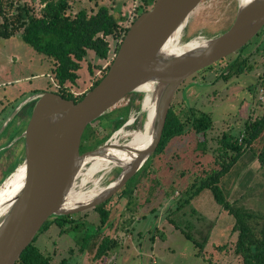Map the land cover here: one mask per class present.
<instances>
[{
  "label": "rangeland",
  "instance_id": "1",
  "mask_svg": "<svg viewBox=\"0 0 264 264\" xmlns=\"http://www.w3.org/2000/svg\"><path fill=\"white\" fill-rule=\"evenodd\" d=\"M239 3V0H202L183 31L182 41L189 42L197 37L212 38L225 33L234 22ZM97 4L106 5L113 13L133 19L137 14L135 9L143 4V0H76L73 3L74 12L80 9L95 11ZM261 33L262 30L243 50L244 57L250 58V62L255 64L252 71L240 78L225 80L222 78L223 69L227 65L225 60L211 70L187 79L174 97L173 102L185 101L197 113H211L216 120L214 129L206 135L207 153L196 148L199 139L195 133L176 138L166 148V152L150 160V164L129 181L126 190L130 187L134 190L130 199L132 205H127V198L119 197L120 192L111 201L108 200L110 202L107 208L113 210V223L102 229L101 236H109L118 241L108 256L94 258L89 250H81L75 232L69 231L61 235L60 228L52 224L39 236L35 245L47 256H51L54 264L63 259H68L71 264H210L196 255L194 244L176 226L182 227L200 241L208 234L210 238L206 250L212 253L213 258H218L214 263L229 264L237 234L230 233L231 221L226 222V214L220 211L209 192L194 197L179 212L177 209L181 204L179 199L184 202L191 195L190 190L186 196L185 192L203 169L207 168L203 166L217 168L213 162L217 142L213 138L217 139L224 131L237 133L244 128L250 115L255 118L264 111V54H252L256 47L260 46L263 50L264 45L260 41L264 39V32L262 36ZM113 50L114 43L111 58L114 57ZM96 64L105 67L108 62L98 60L90 52L79 71L77 84L72 86L76 96H81L90 89L95 78L90 72V66ZM95 73L99 75L100 71L96 70ZM255 85L257 90L253 92L251 89ZM54 89L52 65L47 58L38 54L20 36L0 38V131L8 122L10 123L6 129L11 131V134L5 133L0 140V180L7 168H16L23 161V139L22 144L17 146L12 139L26 128L27 123H17L20 111L15 113L16 109L32 95ZM252 95L255 98L257 96L258 100L251 101ZM131 102L132 99L126 96L116 108L131 105ZM136 103L140 105V109H131L126 123L120 129L112 131L107 139L113 128L111 120L119 114L115 111L116 108L88 126L82 136L83 149L80 146V153L86 154L106 142L113 143L118 139L120 144H125L131 139L125 136L126 133L142 131L147 120L142 111L144 96ZM131 120L134 122L131 123ZM119 130L124 133L116 137ZM7 148L13 150L9 157ZM90 167L89 164L85 165L81 174H85ZM188 169L190 170L187 172ZM236 169L240 171V175L233 172L224 181V187L231 193L232 200L240 198L241 203L247 207L264 212V172L260 171V164L252 155H247ZM116 170L119 171L111 169L99 172L94 180L99 181V187L104 188L117 178H114L116 175L111 178V171ZM150 170L153 172H149ZM82 179L83 176L77 178V188ZM171 183L175 186L172 187ZM93 187V183L85 186L86 189ZM78 217L84 223L87 235L101 224L99 215L93 209L81 212ZM170 221L175 222L176 226ZM82 234L84 232L79 235ZM215 244L225 245V250H215ZM207 259L209 260V254Z\"/></svg>",
  "mask_w": 264,
  "mask_h": 264
},
{
  "label": "water",
  "instance_id": "2",
  "mask_svg": "<svg viewBox=\"0 0 264 264\" xmlns=\"http://www.w3.org/2000/svg\"><path fill=\"white\" fill-rule=\"evenodd\" d=\"M201 2L155 0L130 26L105 77L80 102L45 91L19 105L15 113L35 101L20 136L23 161L0 184V264H16L47 220L94 209L120 192L156 152L180 86L239 52L264 28V0L239 1L234 22L225 33L184 43L183 31ZM179 33L181 46L187 47L171 53L168 44ZM148 91L154 110L149 120L150 140L144 149L127 144L113 148V143L106 142L80 153L89 125L114 110L126 96L141 94L145 99ZM115 151L123 157L115 156ZM98 160H108L112 169H119L118 177L94 199L68 207L69 193L81 169ZM21 167L25 170L22 177Z\"/></svg>",
  "mask_w": 264,
  "mask_h": 264
},
{
  "label": "trees",
  "instance_id": "3",
  "mask_svg": "<svg viewBox=\"0 0 264 264\" xmlns=\"http://www.w3.org/2000/svg\"><path fill=\"white\" fill-rule=\"evenodd\" d=\"M75 1L0 0V38L7 39L20 36L38 54L47 58L52 65L53 85L56 88L50 92L57 93L64 99L74 100L78 103L88 91L95 88L105 77L130 26L141 14L147 12L153 6L155 0H143V4L135 9L137 14L133 19L126 15L115 14L108 6L99 4H97V10L95 11L80 9L78 12H74L73 3ZM263 32L264 29H262L261 36ZM112 43H114L113 58H111ZM260 43L264 45V39ZM244 48L200 72L211 70L226 60L227 65L223 69L222 78L225 80L240 78L255 68V64L250 62V58L244 57ZM90 52H93L98 60L108 62V65L105 67L102 64L89 65L91 74L95 75L93 83L86 93L76 96L72 86L77 84L79 71L83 68V62L86 61ZM260 53L264 54V47L263 50L260 46L256 47L252 54L253 56H260ZM96 70L100 71L99 75H96ZM262 80V85H264V77ZM251 90L256 92V85ZM252 96L251 101L258 100L257 96L256 98L255 95ZM127 97L132 99L131 105L115 109L119 114L111 120L113 128L106 139L112 131L120 129L126 123L131 109H140V105L136 101L142 99L141 94H131ZM34 104L35 101L23 109L22 115L26 119L30 117ZM258 105L260 106V104ZM215 122L216 120L211 113H197L195 108L186 104L185 101L182 103L173 102L161 142L150 160L166 152V148L173 140L191 132L197 134L199 139L196 148L206 154L208 150L206 135L208 131L214 129ZM213 140L217 142V147L213 151L216 152L215 155L213 154V162L217 168L203 166L207 168L203 169L199 177L186 190L185 196L189 190L191 195L184 202L179 199L181 204L177 211L179 212L190 204L194 197L209 192L220 211L226 214V222L231 221L230 233L237 234L232 246L229 264H264V212L247 207L244 203H241L240 198L232 200L231 193L229 194L224 187V181L229 175L233 172L237 176L240 175V171H237L236 166L244 156L252 155V158H255L260 164V171L264 172V111L255 118L250 115L244 123V128L237 133L224 131L217 139L213 138ZM81 149H83L82 146ZM8 151V155L13 152L12 148ZM149 164L150 161L145 167ZM14 168L15 166L11 169L7 168L8 170L4 171L0 181L2 182ZM149 172L153 171L150 170ZM156 184H158V181H156ZM127 185H129V182ZM126 186L118 195L121 198H127L129 200L127 205L130 206L132 205L130 199L134 194V190L131 187L126 190ZM174 186L175 184L172 187ZM110 201L93 209L99 215L101 224L90 235H87L86 227L83 222H80L78 214L54 217L47 220L16 264H54L51 256H47L35 245L39 236L46 232L52 224L60 228L61 235L69 231L75 232L76 241L82 251L89 250L96 258L108 256L112 248L118 243L117 240L109 236H101L102 229L113 223V210L107 208ZM134 206L136 207V205ZM170 223L173 222L170 221ZM173 224L175 225V222ZM176 228L194 244L198 257L209 261L210 264H216L214 262L218 258H213L212 253L210 251L208 253L206 250L210 238L208 234H205L200 241L182 227L176 226ZM83 232L84 235H79ZM214 248L222 252L225 250V245L215 244ZM208 254L209 260L207 259ZM57 264L71 263L68 259H63Z\"/></svg>",
  "mask_w": 264,
  "mask_h": 264
},
{
  "label": "bare ground",
  "instance_id": "4",
  "mask_svg": "<svg viewBox=\"0 0 264 264\" xmlns=\"http://www.w3.org/2000/svg\"><path fill=\"white\" fill-rule=\"evenodd\" d=\"M239 1L245 2L248 0H239ZM179 36H180V33L178 34V36H176L174 39H172L170 41V43L168 44V46H169L168 50L171 53L172 52L173 53H176V52L179 53L180 51H182L183 49H185L187 47V46H185V47L181 46V42H180L181 37H179ZM143 110L148 114V118H149V119L147 118L145 125L143 127V130L140 132L126 133L125 136H127V137L129 136L131 138L129 140V142H127L125 144H120L118 141L119 139L115 140L113 142V144H114L113 148H118V147H121L122 145L127 144L128 145L127 147H132L133 149L139 150V149H144L148 145L149 140H150L149 120H151V118L153 117V110H154L153 98H152V95L149 93V91L146 93V97L144 99ZM131 122H132V120H131ZM123 133H124V131H120V132L116 133L115 136L116 137H118L120 135L122 136ZM114 155L117 157L122 155L121 157H123V154H120V151H115ZM111 169H112V164H110V162L108 160H98V161H95L91 165V167L87 170V172L85 174H81V172H80L79 176H83V179L81 180V185L79 188H77L76 183H75V185L73 186V189L69 193V197H68L69 199H68L67 206L68 207L76 206L78 204H82V203H85V202H88V201L94 199L102 190V188L99 187V181L94 180L95 175L99 172L100 173L107 172ZM19 171H20L19 172L20 176L22 177V175L25 172L24 167H21ZM88 183H93L94 187L90 188V189H86L85 186ZM1 212H2V210L0 211V214H1Z\"/></svg>",
  "mask_w": 264,
  "mask_h": 264
},
{
  "label": "flooded vegetation",
  "instance_id": "5",
  "mask_svg": "<svg viewBox=\"0 0 264 264\" xmlns=\"http://www.w3.org/2000/svg\"><path fill=\"white\" fill-rule=\"evenodd\" d=\"M264 29V28H263ZM200 72H198L197 74H199ZM197 74H195V75H197ZM194 75V76H195ZM32 102H34V101H31V102H29L28 104H26L21 110H20V112H19V114H18V122L17 123H21V125H22V123H27V121L29 120V118L28 119H26L25 118V116L24 115H22L23 114V109L26 107V106H28L29 104H31ZM5 133H10L11 134V131L8 129H5L4 130V132L0 135V140L4 137V134ZM21 134H22V131L20 132V134L19 135H17L16 137H14L13 139H12V142L15 140V139H17L16 141H15V143H16V146H17V144H19V143H21L22 144V141H21V139H20V136H21ZM15 145V144H14ZM23 146H24V141H23ZM22 148V147H21ZM24 148V147H23ZM9 148H7L6 150H8ZM5 151V149L3 150V152ZM23 154H24V152H23ZM83 154V153H82ZM10 155H12V154H10ZM10 155H8L7 157H9ZM17 157L19 158V155H17ZM150 161V160H149ZM149 161H148V163H149ZM148 163H146V165L148 164ZM145 167V166H144ZM120 173V172H119ZM119 173H117V170L116 171H111V178L112 177H114L115 175V177L114 178H116V177H118V175H119ZM128 184V183H127ZM94 258H96V256L94 257ZM96 259H98V258H96Z\"/></svg>",
  "mask_w": 264,
  "mask_h": 264
},
{
  "label": "crops",
  "instance_id": "6",
  "mask_svg": "<svg viewBox=\"0 0 264 264\" xmlns=\"http://www.w3.org/2000/svg\"><path fill=\"white\" fill-rule=\"evenodd\" d=\"M9 123H10V122H8V124H9ZM8 124H7V126H8ZM5 125H6V124H5ZM5 129H6V128H5ZM5 129H4V130H5ZM3 132H4V131H3Z\"/></svg>",
  "mask_w": 264,
  "mask_h": 264
}]
</instances>
